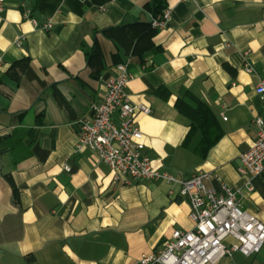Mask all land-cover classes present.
Masks as SVG:
<instances>
[{"label": "crops", "instance_id": "obj_1", "mask_svg": "<svg viewBox=\"0 0 264 264\" xmlns=\"http://www.w3.org/2000/svg\"><path fill=\"white\" fill-rule=\"evenodd\" d=\"M165 7L169 24L152 28ZM0 58V264H137L194 227L176 184H122L76 149L78 119L126 61L153 165L219 173L264 222V177L237 169L264 115V0H5ZM210 264H264V245Z\"/></svg>", "mask_w": 264, "mask_h": 264}, {"label": "built area", "instance_id": "obj_2", "mask_svg": "<svg viewBox=\"0 0 264 264\" xmlns=\"http://www.w3.org/2000/svg\"><path fill=\"white\" fill-rule=\"evenodd\" d=\"M4 1L0 0V12ZM30 13L26 9L25 18H30ZM171 15V7L153 13L150 18L152 28L166 27ZM30 20L36 24L35 19ZM43 27L50 29L51 19ZM16 43L21 44V39ZM116 67L118 73L107 80L102 100L92 106L89 116L77 121L76 149L95 151L112 169L114 179L122 184L141 180L176 184L179 193L190 201V216L194 221L191 229H174L159 252L143 254L137 264H210L235 252L245 256L259 253L264 245V222L243 206L239 191L225 183L219 173L200 170L187 179H179L171 172L155 167L152 159L143 152L144 133L137 115L148 114L150 107L131 102L128 84L132 76L128 61ZM244 68L249 73L255 72L248 61ZM256 91L264 102V77ZM115 115H118V121ZM255 121L256 139L240 154L237 169L242 175L264 177V115ZM213 179L219 181V189L209 184Z\"/></svg>", "mask_w": 264, "mask_h": 264}, {"label": "trees", "instance_id": "obj_3", "mask_svg": "<svg viewBox=\"0 0 264 264\" xmlns=\"http://www.w3.org/2000/svg\"><path fill=\"white\" fill-rule=\"evenodd\" d=\"M164 8H162V9H159V10H156L154 13H157V12H160V11H162ZM150 26H151V23H150ZM152 27V26H151Z\"/></svg>", "mask_w": 264, "mask_h": 264}]
</instances>
